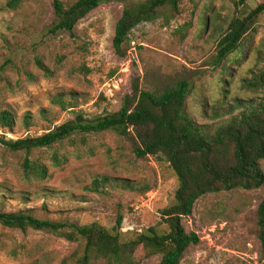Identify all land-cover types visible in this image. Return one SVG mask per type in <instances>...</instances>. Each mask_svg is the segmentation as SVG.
I'll return each mask as SVG.
<instances>
[{
  "label": "rangeland",
  "instance_id": "1",
  "mask_svg": "<svg viewBox=\"0 0 264 264\" xmlns=\"http://www.w3.org/2000/svg\"><path fill=\"white\" fill-rule=\"evenodd\" d=\"M53 1L0 0V112L15 119L10 130L0 128V212L78 226L97 223L108 230L121 216L124 239L152 227L164 230L160 211L172 203L177 188L164 158L137 159L130 141L112 132L86 134L83 140L78 135L29 155L12 152L3 142L41 136L77 115L93 120L114 114L135 82L143 91L161 92L186 80L185 110L193 120L215 126L230 118L238 113H229L236 101L264 97V88L247 90L242 83L264 67V14L238 51L220 64L216 46L234 16L264 0H246L243 6H237L240 0H183L178 13L166 9L134 27L122 57L112 47L116 23L125 6L145 0H108L71 34L50 33ZM58 1L68 8L78 0ZM26 159L44 167V176L25 173ZM260 168L264 174V160ZM263 197L261 187L197 200L182 225L199 243L187 249L180 264H264L256 236ZM82 255L81 241L0 226V264H78ZM159 260L140 247L132 255L134 264ZM90 264L106 261L91 258Z\"/></svg>",
  "mask_w": 264,
  "mask_h": 264
},
{
  "label": "trees",
  "instance_id": "2",
  "mask_svg": "<svg viewBox=\"0 0 264 264\" xmlns=\"http://www.w3.org/2000/svg\"><path fill=\"white\" fill-rule=\"evenodd\" d=\"M107 1L78 0L65 8L54 0L55 20L50 33L65 31L71 34L82 18ZM182 1L145 0L125 6L114 30L112 47L115 53L120 57L125 55L124 45L134 27L152 22L166 9L178 13ZM245 1L240 0L237 6H243ZM262 14L264 3L230 20L216 46V64L238 51ZM242 83L247 90L264 88V67L252 79ZM132 89V94L124 97L120 109L114 114L93 120L77 115L41 136L3 143L12 152L29 155L35 150L51 149L78 135L83 140L86 134L112 132L130 141L137 159L150 156L164 158L177 181L172 203L160 211V223L165 229L152 227L124 239L120 232L121 216L116 219L115 227L108 230L97 223L87 226L53 223L21 211L0 212V226L49 232L70 242L81 241L83 255L78 264H90L91 258L105 260L106 264H134L132 255L139 247L148 256L159 255L158 264H180L187 249L199 243L197 235L187 233L182 225V219L192 214L197 200L223 191L264 187V174L260 168V162L264 160V97L256 101H236L229 113L238 111L237 114L221 119L215 126H206L199 125L186 113L185 100L190 90L188 81L180 80L161 92L143 91L139 89L138 82ZM24 120L28 124V118ZM14 124L12 113L0 112L1 129L10 130ZM52 161L55 165L60 163L57 156H53ZM23 168L25 173L42 177L45 174L44 167L27 159ZM104 181L100 183L104 184ZM256 217V236L264 248V197L257 207Z\"/></svg>",
  "mask_w": 264,
  "mask_h": 264
}]
</instances>
